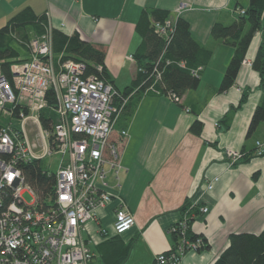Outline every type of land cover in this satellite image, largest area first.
Listing matches in <instances>:
<instances>
[{"label": "crops", "instance_id": "obj_1", "mask_svg": "<svg viewBox=\"0 0 264 264\" xmlns=\"http://www.w3.org/2000/svg\"><path fill=\"white\" fill-rule=\"evenodd\" d=\"M182 3L188 7L178 14ZM248 6L249 0H0V28L29 9L46 17L53 35L79 32L103 48L111 80L120 90L131 86L137 76L136 61L129 56L141 43L136 26L144 10L161 9L169 18L187 20L193 38L211 51L199 87L186 92L181 103L152 91L131 95L130 107L116 123L115 137L122 130L129 137L122 152L125 170L119 186L110 190L125 201L135 225L115 233L118 202L113 200L98 210V219L89 222L82 234L94 254L101 250L109 258L116 256L109 264H117V253L128 246V257L121 264H152L157 255L169 251L173 245L170 228L181 218L187 202L208 209L206 213L199 209L192 224L208 247L185 254L182 264H214L230 247L233 235L264 232V155H258L259 151L264 154V122L247 135L264 97L261 76L252 66L262 33L254 34L236 82L225 92L219 87L235 48L211 34L216 23L232 25L240 9ZM28 32L34 35L31 28ZM243 94L246 99L240 104ZM196 119L203 123L200 135L190 132ZM228 149L252 158L230 165L225 157ZM216 178L209 190L208 183ZM103 227L110 238L102 235L99 228Z\"/></svg>", "mask_w": 264, "mask_h": 264}, {"label": "built area", "instance_id": "obj_2", "mask_svg": "<svg viewBox=\"0 0 264 264\" xmlns=\"http://www.w3.org/2000/svg\"><path fill=\"white\" fill-rule=\"evenodd\" d=\"M187 7L182 3L178 14ZM176 24V18H168L154 26L159 36L169 40ZM53 41L52 29L46 24L43 33L27 44L29 59L11 66L12 79L0 68V264H90L95 254L83 231L98 219V210L113 200L118 202L115 233L135 225L125 201L110 190L119 186L125 170L122 152L129 137L124 130L112 137L119 115L114 104L117 90L97 75H86L85 63L57 59ZM51 90L57 97L56 120L52 129L45 130L41 112L49 107ZM171 100L180 102L176 94ZM15 119L19 122L14 123ZM53 155L59 156L55 186L42 203L22 165ZM245 156L234 149L225 153L230 165ZM217 180L207 188L213 189ZM25 192L34 198L32 202L23 198ZM201 212L208 209L201 208ZM187 213L170 228L178 233L179 242L157 255L152 264H182L185 254L205 250L203 237L188 238L193 229ZM99 230L105 238L111 237L107 228Z\"/></svg>", "mask_w": 264, "mask_h": 264}, {"label": "trees", "instance_id": "obj_3", "mask_svg": "<svg viewBox=\"0 0 264 264\" xmlns=\"http://www.w3.org/2000/svg\"><path fill=\"white\" fill-rule=\"evenodd\" d=\"M263 13L264 0H249L245 14H239L235 23L232 25L216 23L213 26L211 31L213 38L224 40L235 48L234 55L224 72L219 87L220 92L227 91L235 84L252 38L258 31L262 33V41L252 66L259 72L261 86L264 90ZM168 18L169 13L161 9L143 11L136 26V32L141 37V43L133 55L137 64V76L131 86L125 90H120L113 84L105 65V50L83 39L79 32L72 36L55 32L53 50L57 59L81 61L86 64V75H97L100 79L110 82L114 86L117 90L114 104L119 112L117 123L120 115L130 107V99L134 95L152 91L171 100L173 94H176L180 99L178 103H181L186 92L196 90L199 87L202 71L211 59V51L201 46L193 38L190 24L183 18L177 19L176 29L169 40L159 36L154 23L164 22ZM46 21L45 16L38 17L33 11L25 9L0 28V68L10 79H12L11 66L27 61L30 55L28 53L22 56V52L26 50L29 52V48L27 46V49L23 51V46L17 44L16 38L18 37L20 42L28 44L31 38L43 33ZM247 27L248 29H246ZM29 28L34 32L33 36L28 32ZM99 66L102 67L101 71L98 69ZM245 99L246 94H243L240 104ZM48 103L49 107L41 115L42 126L45 130L52 129L53 122L56 120L53 109L57 106V97L52 90L48 96ZM262 122H264V97L253 114L247 135L251 136ZM202 129L203 123L196 119L190 127V132L200 135ZM112 137H117H115V132ZM251 158V156H245L243 161L246 162ZM22 169L27 182L33 186L40 201L44 203L54 190V172L49 174L42 160L26 162L22 165ZM199 209L201 211V208L187 202L181 208V218L188 212L189 221L193 224L194 214L198 213ZM171 234L173 247H175V243L179 242V235L173 232ZM187 235L190 240H195L198 237L192 230H189ZM207 247L206 242L205 249ZM129 249L128 246L117 253V259L120 258L117 264H121L127 259ZM113 258L116 256L109 258L103 255L106 264H109V260L112 261ZM214 264H264V232L259 236L233 235L230 247L222 253Z\"/></svg>", "mask_w": 264, "mask_h": 264}, {"label": "rangeland", "instance_id": "obj_4", "mask_svg": "<svg viewBox=\"0 0 264 264\" xmlns=\"http://www.w3.org/2000/svg\"><path fill=\"white\" fill-rule=\"evenodd\" d=\"M16 40H18L17 44L22 45L25 50L27 49L26 42L25 43L20 42L18 37L16 38ZM45 110H43L41 112V115L43 112H45ZM18 122H19L18 119L14 120V123H18ZM58 161H59V156L53 155V156H50V157L44 159L42 162H43L44 167H46L49 172H55L57 170V167H58ZM111 183L114 184L115 181L113 179H111ZM23 198L26 200V202H32L34 200V198L28 192H25L23 194ZM95 255L96 256L93 258V260L90 264H106L104 259H103V252H101V250H96Z\"/></svg>", "mask_w": 264, "mask_h": 264}]
</instances>
